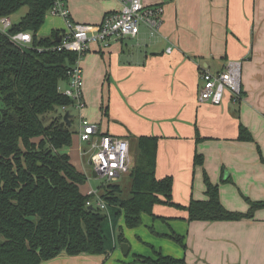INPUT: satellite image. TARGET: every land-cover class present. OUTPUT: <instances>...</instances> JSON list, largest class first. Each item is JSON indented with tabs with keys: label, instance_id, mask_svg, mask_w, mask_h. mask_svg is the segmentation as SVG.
Instances as JSON below:
<instances>
[{
	"label": "crops",
	"instance_id": "1",
	"mask_svg": "<svg viewBox=\"0 0 264 264\" xmlns=\"http://www.w3.org/2000/svg\"><path fill=\"white\" fill-rule=\"evenodd\" d=\"M110 1L120 10L119 2ZM118 11L90 10L86 19L98 25ZM24 15L9 19L17 24ZM238 61L241 100L235 104L225 94L219 106L198 102L200 67L217 72ZM80 66L85 70L84 120L97 125L99 134L126 139L133 153L136 138L156 137L155 178H172L174 203L205 201V177L218 187L228 211L246 214L250 203L264 202V0H173L164 6L158 36L150 37L141 27L136 38L106 49L90 43ZM240 127L250 139H238ZM72 130L71 145L59 152L74 167L77 152L81 167L75 168L87 176L81 155L86 144L80 142L78 126ZM196 155L201 165L194 164ZM118 210H109L108 224L102 226L107 243L101 255L61 254L41 264H156L159 258L183 264H264V208L239 221L187 222L185 210L155 205L154 217L142 214L133 229L125 227L122 214L115 215ZM121 244L128 245L126 254Z\"/></svg>",
	"mask_w": 264,
	"mask_h": 264
},
{
	"label": "trees",
	"instance_id": "2",
	"mask_svg": "<svg viewBox=\"0 0 264 264\" xmlns=\"http://www.w3.org/2000/svg\"><path fill=\"white\" fill-rule=\"evenodd\" d=\"M52 3L0 0V18L10 17L23 7L28 9L6 35L0 33V264H41L61 254L104 252L102 223L106 216L96 207L86 206L90 196L80 187L87 177L76 170L67 154L59 152L71 145L74 131L60 113L71 101L58 93V87L77 56L52 51L61 33L58 30L48 37H37ZM19 32L31 33L27 48L14 45L7 37ZM238 139H250L243 127ZM157 144L156 137L136 138L128 198L122 197L116 184L100 187V198L119 209L115 215L122 214L126 228L138 227L142 214L154 217L155 205L185 210L187 222L239 221L264 208V202H256L250 203L246 214L226 210L219 201L218 187L207 177L205 201L191 199L187 206L174 203L172 178H155ZM201 162V156L196 155L194 164ZM118 240L124 242L121 234ZM173 240L182 242L178 236ZM156 264L183 262L159 258Z\"/></svg>",
	"mask_w": 264,
	"mask_h": 264
},
{
	"label": "built area",
	"instance_id": "3",
	"mask_svg": "<svg viewBox=\"0 0 264 264\" xmlns=\"http://www.w3.org/2000/svg\"><path fill=\"white\" fill-rule=\"evenodd\" d=\"M67 0H53L49 14L59 16L64 20L65 30L59 37L60 42L52 47V51H68L76 54L74 64L66 72V86L58 87V93L71 101L70 106L62 107V114L68 109L77 111L78 136L80 142L87 146L88 164L92 173L105 183L115 182L123 175H127L132 168L129 142L126 139L111 135L99 134L98 126L88 124L82 117L86 108L83 94V73L79 66L82 57L89 51L90 43L106 49L113 42L124 38H136L141 27L148 30L150 37L158 36L163 23L164 6L173 0H116L121 9L118 12L106 14L100 24H77L70 17L66 7ZM13 24L9 17L0 18V33L7 34ZM14 45L27 48L31 44L32 35L29 32H19L7 35ZM38 51H42L39 49ZM171 49H167L170 52ZM225 94L231 96L233 103L242 98L241 63L229 62L217 72H209L200 67L198 102L219 106ZM86 156L85 151L81 153ZM90 199L86 206L96 207L101 212H107V203L100 198L97 191L87 193Z\"/></svg>",
	"mask_w": 264,
	"mask_h": 264
},
{
	"label": "rangeland",
	"instance_id": "4",
	"mask_svg": "<svg viewBox=\"0 0 264 264\" xmlns=\"http://www.w3.org/2000/svg\"><path fill=\"white\" fill-rule=\"evenodd\" d=\"M66 7L69 11V13L72 14L73 19H74V23L77 24H84V23H88L90 25L97 23L94 21H88L86 19V16H89V12L90 10H94L96 12V14H98L101 10L103 11V13L108 12V11H118L119 9H117V4H115L114 2L110 1V0H67L66 1ZM121 9V8H120ZM27 7H23L18 14H25L27 12ZM50 27H52L51 29L53 30H58L59 32H62L63 30H65V23L64 20L59 17V16H52L51 14L48 13V16L45 20L44 25L40 28L37 37H47L48 35H50ZM48 33V34H46ZM83 58V57H82ZM82 60V59H81ZM80 60V61H81ZM79 66H80V62H79ZM81 68V66H80ZM82 69V68H81ZM84 69V68H83ZM85 70H83L84 73ZM60 86H62V83H60ZM84 88V87H83ZM85 89V88H84ZM71 115L73 117L72 119V125L71 128L73 129V127L78 126V116H77V111H75L74 109H70ZM52 116V115H50ZM76 131V130H73ZM131 148V147H130ZM85 153H86V157L84 156V167L85 170L87 171V181L85 182V184H83L80 189L81 192L86 195L87 192L89 191L90 187L94 190V191H98L101 190V186L103 184H106L104 180L98 178V177H93L92 176V170L91 167L89 166V164H87L88 161V154H87V146H85L84 149ZM130 155L133 156V151L132 148L130 150ZM76 157H77V165H75L76 168L80 169V160L78 157V153L76 152ZM87 160V161H86ZM107 184H117L121 187V190H123L122 195L123 197H129L130 195V179L128 178V176H121L116 182H110ZM107 210H112L113 207H109L107 206ZM102 214L104 216H107L108 218V214L107 212H102ZM107 218L106 220L102 223V226L105 224L107 225ZM109 242V241H108ZM107 243V240L105 241V244Z\"/></svg>",
	"mask_w": 264,
	"mask_h": 264
},
{
	"label": "water",
	"instance_id": "5",
	"mask_svg": "<svg viewBox=\"0 0 264 264\" xmlns=\"http://www.w3.org/2000/svg\"><path fill=\"white\" fill-rule=\"evenodd\" d=\"M60 42V37L57 39V43ZM71 116L68 112H66L63 115V122L67 125V126H71V122H70ZM93 177H96L95 173H92ZM89 209H92V207H89ZM121 249L123 250L124 254H126V251L128 250V245L126 244H121Z\"/></svg>",
	"mask_w": 264,
	"mask_h": 264
}]
</instances>
